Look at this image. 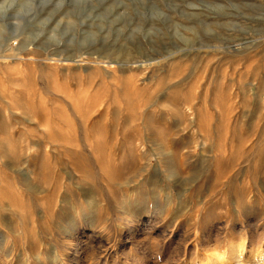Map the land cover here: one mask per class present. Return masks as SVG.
Returning <instances> with one entry per match:
<instances>
[{
  "label": "rangeland",
  "instance_id": "374dc122",
  "mask_svg": "<svg viewBox=\"0 0 264 264\" xmlns=\"http://www.w3.org/2000/svg\"><path fill=\"white\" fill-rule=\"evenodd\" d=\"M237 256L264 264V0H0V264Z\"/></svg>",
  "mask_w": 264,
  "mask_h": 264
},
{
  "label": "bare ground",
  "instance_id": "6f19581e",
  "mask_svg": "<svg viewBox=\"0 0 264 264\" xmlns=\"http://www.w3.org/2000/svg\"><path fill=\"white\" fill-rule=\"evenodd\" d=\"M241 258L239 257V256H237L236 257V259H235V262H236V264H241V260H240ZM220 261V260H219ZM221 261H223V260H221ZM223 263V262H222ZM233 264V263H232Z\"/></svg>",
  "mask_w": 264,
  "mask_h": 264
}]
</instances>
